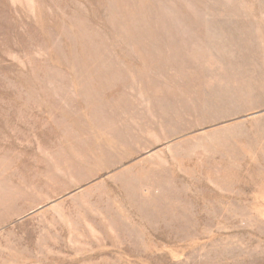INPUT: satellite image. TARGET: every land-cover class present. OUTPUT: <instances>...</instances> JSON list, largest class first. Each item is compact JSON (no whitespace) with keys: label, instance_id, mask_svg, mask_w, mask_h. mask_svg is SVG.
Listing matches in <instances>:
<instances>
[{"label":"rangeland","instance_id":"rangeland-1","mask_svg":"<svg viewBox=\"0 0 264 264\" xmlns=\"http://www.w3.org/2000/svg\"><path fill=\"white\" fill-rule=\"evenodd\" d=\"M0 264H264V0H0Z\"/></svg>","mask_w":264,"mask_h":264}]
</instances>
